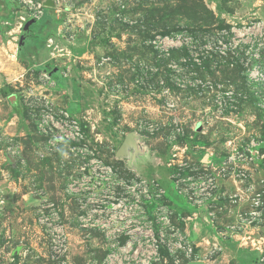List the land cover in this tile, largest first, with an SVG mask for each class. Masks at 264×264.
Returning <instances> with one entry per match:
<instances>
[{
	"label": "rangeland",
	"instance_id": "rangeland-1",
	"mask_svg": "<svg viewBox=\"0 0 264 264\" xmlns=\"http://www.w3.org/2000/svg\"><path fill=\"white\" fill-rule=\"evenodd\" d=\"M44 1L0 0V264H103L107 229L78 217L95 159L112 172L84 184L96 200L138 198L155 237L166 206L185 236L156 264H256L264 0Z\"/></svg>",
	"mask_w": 264,
	"mask_h": 264
},
{
	"label": "built area",
	"instance_id": "built-area-1",
	"mask_svg": "<svg viewBox=\"0 0 264 264\" xmlns=\"http://www.w3.org/2000/svg\"><path fill=\"white\" fill-rule=\"evenodd\" d=\"M91 163L94 166L93 173L89 172V174L83 176L80 191H86L89 197V202L86 201V203H97L98 205L92 210L94 213L93 218L89 214L78 217L82 227L103 226L107 229V235L110 237L109 249L105 253L103 264H156L161 259L160 248L164 246L170 253H174L176 250H182L185 253L190 251V248L186 246L185 236L178 227L170 223V212L166 206L160 205L158 208L162 216L158 218L159 226L155 237L152 221L148 225L144 224L141 215L144 210L141 211L140 205H138V198H134V204H125L124 198L117 197L119 192L115 193L111 189L106 194L104 193L105 196L102 199L96 200L95 197L100 194V190L95 187H87L84 184L88 182L87 179L92 174L100 182L102 178L107 177L112 172H110L109 166L105 167L97 159L91 160ZM170 180H172L178 190L182 181L179 173L172 175ZM183 190L185 189L183 188ZM157 191L156 198L162 192L161 190ZM151 195H153L152 189L144 192L146 199L151 200ZM194 201L196 202L197 200ZM168 231L169 234H167ZM123 237H127L124 243H122ZM134 245L136 246L135 248ZM58 248L60 249V246ZM263 261L264 257L262 256L256 264H262Z\"/></svg>",
	"mask_w": 264,
	"mask_h": 264
},
{
	"label": "crops",
	"instance_id": "crops-1",
	"mask_svg": "<svg viewBox=\"0 0 264 264\" xmlns=\"http://www.w3.org/2000/svg\"><path fill=\"white\" fill-rule=\"evenodd\" d=\"M0 5H3V4H0ZM8 6L10 7V10H8V9H6V13H11V14H14V13H19L20 12V10H17V9H15V7L13 6V3H9L8 4ZM4 11H3V8H1V10H0V25H2V23L3 22H5V20H11V19H8V18H5L4 16H3V13ZM11 18V17H10ZM2 30V31H1ZM6 30V29H5ZM3 31V29H1L0 28V38H6V31ZM4 40V39H3ZM6 76L4 75V73L2 72H0V80H3V79H6L5 78ZM134 164V163H133ZM132 169H134V168H132ZM158 173V172H157ZM157 177V176H156ZM197 239V238H196Z\"/></svg>",
	"mask_w": 264,
	"mask_h": 264
},
{
	"label": "water",
	"instance_id": "water-1",
	"mask_svg": "<svg viewBox=\"0 0 264 264\" xmlns=\"http://www.w3.org/2000/svg\"><path fill=\"white\" fill-rule=\"evenodd\" d=\"M53 1H54V0H45V1H44V5H48V6H50V5L53 4ZM131 143H133L132 140L130 139V137L127 136V137L125 138V140H124L122 146L119 148V152H118L119 155H124L125 152H126V148H127L128 145H130ZM196 264H203V263L198 262V263H196Z\"/></svg>",
	"mask_w": 264,
	"mask_h": 264
}]
</instances>
